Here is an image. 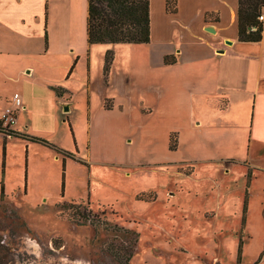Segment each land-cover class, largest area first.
<instances>
[{
  "label": "rangeland",
  "instance_id": "rangeland-1",
  "mask_svg": "<svg viewBox=\"0 0 264 264\" xmlns=\"http://www.w3.org/2000/svg\"><path fill=\"white\" fill-rule=\"evenodd\" d=\"M82 15L80 30L79 15L52 18L58 27L50 23L47 50L45 41L0 45V111L14 92L23 108L10 125L2 110L0 126L24 134L0 133V264H124L115 254L124 247L127 264H236L239 240L240 264H255L264 246V151L254 146L248 177L245 164L205 161L181 136L169 150L170 133L180 130L154 110L144 70L125 67L119 48L88 45ZM64 203L98 224L63 211Z\"/></svg>",
  "mask_w": 264,
  "mask_h": 264
},
{
  "label": "crops",
  "instance_id": "crops-1",
  "mask_svg": "<svg viewBox=\"0 0 264 264\" xmlns=\"http://www.w3.org/2000/svg\"><path fill=\"white\" fill-rule=\"evenodd\" d=\"M175 4L176 12L167 13L166 0H149L148 43L99 45L123 50L125 67L135 64L144 70L145 87L156 95L154 110L171 118L180 130L177 140L181 136L189 141L197 154L209 158L205 161L226 165L238 161L247 166L246 173L252 172L254 146L264 151V27L259 42H240L238 0H175ZM87 10V0H0V45L10 43L24 50L35 41L42 44L46 32L47 50L50 23L58 27L52 18L79 15L80 30V15L84 12L87 25ZM133 50L136 57L130 59ZM1 55L0 61H5ZM165 56H172L174 63L165 64ZM190 163L194 162L177 164ZM257 264H264V255Z\"/></svg>",
  "mask_w": 264,
  "mask_h": 264
},
{
  "label": "trees",
  "instance_id": "trees-1",
  "mask_svg": "<svg viewBox=\"0 0 264 264\" xmlns=\"http://www.w3.org/2000/svg\"><path fill=\"white\" fill-rule=\"evenodd\" d=\"M88 1V15H87V44H143L148 43L149 36V0H87ZM264 8V0H238L237 10V34L240 42H259L262 38L263 27L258 23V15ZM167 13L176 12L175 0H166ZM256 27L255 30H252ZM44 41L47 46V35L45 32ZM111 51H107L104 55L103 63V78L106 81L110 70L111 63L113 61ZM172 56H165L164 63H174ZM77 57L68 71L70 75L74 66L76 65ZM112 106H106L105 109L110 110ZM0 133L5 136L24 137V134H18L17 131L2 128L0 126ZM26 139L39 143L45 146L52 147L43 139L28 137ZM169 150L174 151L177 148V133H170L169 135ZM4 152V148H3ZM3 167V163H2ZM191 169V168H190ZM191 172V170H189ZM248 177L250 172L247 173ZM3 186L0 188V197L3 196ZM140 200L148 201L142 196H139ZM246 200H244L242 208L241 226L245 223V214L247 211ZM60 208L63 211H68L82 219L84 222H88L91 225H97L94 218H91L89 214L85 215V212H78L79 206L74 203L60 204ZM119 231H123L119 228ZM129 231V230H125ZM137 235V234H136ZM136 242V240H135ZM134 242V243H135ZM242 241L239 240L237 244L236 264L241 263L242 258ZM116 257L127 264L132 256V252L129 248H122L119 252H115ZM263 251L259 255L255 264H257L262 256Z\"/></svg>",
  "mask_w": 264,
  "mask_h": 264
},
{
  "label": "built area",
  "instance_id": "built-area-1",
  "mask_svg": "<svg viewBox=\"0 0 264 264\" xmlns=\"http://www.w3.org/2000/svg\"><path fill=\"white\" fill-rule=\"evenodd\" d=\"M258 23L264 27V8L260 11L258 15ZM256 27H253L252 30H255ZM11 105H9L6 109L3 110L1 118L6 121L7 125L14 124L16 122V116L17 112L19 110H23L22 108V100L20 98V95L17 93H14L11 98ZM7 127V126H6Z\"/></svg>",
  "mask_w": 264,
  "mask_h": 264
},
{
  "label": "water",
  "instance_id": "water-1",
  "mask_svg": "<svg viewBox=\"0 0 264 264\" xmlns=\"http://www.w3.org/2000/svg\"><path fill=\"white\" fill-rule=\"evenodd\" d=\"M64 110L67 111V108H65Z\"/></svg>",
  "mask_w": 264,
  "mask_h": 264
}]
</instances>
